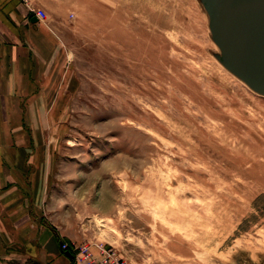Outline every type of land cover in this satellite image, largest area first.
I'll list each match as a JSON object with an SVG mask.
<instances>
[{"label": "rangeland", "instance_id": "obj_1", "mask_svg": "<svg viewBox=\"0 0 264 264\" xmlns=\"http://www.w3.org/2000/svg\"><path fill=\"white\" fill-rule=\"evenodd\" d=\"M29 2L56 37L34 138L61 241L126 264H264V98L215 60L198 0Z\"/></svg>", "mask_w": 264, "mask_h": 264}, {"label": "crops", "instance_id": "obj_2", "mask_svg": "<svg viewBox=\"0 0 264 264\" xmlns=\"http://www.w3.org/2000/svg\"><path fill=\"white\" fill-rule=\"evenodd\" d=\"M32 5L0 0V264H72L34 138L47 114L39 104L56 101V37L31 21Z\"/></svg>", "mask_w": 264, "mask_h": 264}, {"label": "water", "instance_id": "obj_3", "mask_svg": "<svg viewBox=\"0 0 264 264\" xmlns=\"http://www.w3.org/2000/svg\"><path fill=\"white\" fill-rule=\"evenodd\" d=\"M207 16L215 60L264 98V0H198ZM32 22H37L36 16ZM66 255L72 259L70 252Z\"/></svg>", "mask_w": 264, "mask_h": 264}, {"label": "built area", "instance_id": "obj_4", "mask_svg": "<svg viewBox=\"0 0 264 264\" xmlns=\"http://www.w3.org/2000/svg\"><path fill=\"white\" fill-rule=\"evenodd\" d=\"M29 10L39 21L45 22L47 17L45 11L41 9L37 11ZM60 248L63 252L72 254V264H126L122 258L116 256L115 252L102 251L100 255H94L90 250V246L86 244L70 247L65 241H61Z\"/></svg>", "mask_w": 264, "mask_h": 264}]
</instances>
